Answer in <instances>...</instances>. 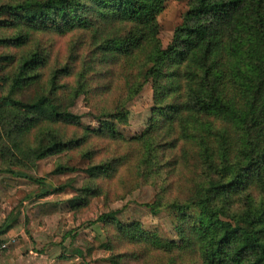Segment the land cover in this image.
<instances>
[{
	"label": "trees",
	"instance_id": "16d2710c",
	"mask_svg": "<svg viewBox=\"0 0 264 264\" xmlns=\"http://www.w3.org/2000/svg\"><path fill=\"white\" fill-rule=\"evenodd\" d=\"M165 7L0 0V173L38 183L43 199L66 188L49 176L83 172L65 202L76 212L150 186L151 213L176 214L178 240L124 224L116 211L100 216L111 256L96 261L80 248V264H264V0H189L167 48ZM148 84L147 127L127 139L118 126ZM80 97L99 129L71 111ZM64 154L51 169L46 159ZM78 154L84 169L66 163Z\"/></svg>",
	"mask_w": 264,
	"mask_h": 264
},
{
	"label": "rangeland",
	"instance_id": "374dc122",
	"mask_svg": "<svg viewBox=\"0 0 264 264\" xmlns=\"http://www.w3.org/2000/svg\"><path fill=\"white\" fill-rule=\"evenodd\" d=\"M188 8L189 0H166L165 10L158 19L164 48L172 42L175 30L182 24ZM1 53H4L2 48ZM152 106L153 90L148 84L128 105L129 124L118 126L125 138L135 137L146 129ZM71 111L82 117L84 126L93 130L99 129V122L89 115L90 110L84 97L76 100ZM65 155L50 157L46 162L51 169H55ZM66 163L84 169L88 160L82 159V155L78 154L66 159ZM27 174L29 177L35 176L32 172ZM5 179H16L17 185L7 184ZM49 180L57 187L66 188L63 192L58 191L60 193L36 199L41 185L29 179L0 173V232L10 219L16 218L13 228L0 235V244L16 245L15 249H21L22 256L31 264H80L83 257L76 252L80 248H84L83 256L93 260L104 261L109 258L111 253L101 248L107 242L108 235L98 219L112 211L118 212L117 219L124 224L138 223L144 230L154 232L165 240H178L175 229L176 214L166 211L154 216L147 206L155 199L153 187H142L113 204H107L104 198H97L91 202L86 212H76L68 209L65 202L76 196L73 189L82 187L86 175L83 172L51 175ZM190 212L196 218L200 216L197 208ZM59 239L63 240L61 244L58 243Z\"/></svg>",
	"mask_w": 264,
	"mask_h": 264
},
{
	"label": "crops",
	"instance_id": "0c3cea01",
	"mask_svg": "<svg viewBox=\"0 0 264 264\" xmlns=\"http://www.w3.org/2000/svg\"><path fill=\"white\" fill-rule=\"evenodd\" d=\"M15 247L16 245L13 246L10 245L9 251L4 253L0 258V264H31V262L28 259H25L22 256L21 249H15Z\"/></svg>",
	"mask_w": 264,
	"mask_h": 264
},
{
	"label": "built area",
	"instance_id": "2783aa9c",
	"mask_svg": "<svg viewBox=\"0 0 264 264\" xmlns=\"http://www.w3.org/2000/svg\"><path fill=\"white\" fill-rule=\"evenodd\" d=\"M11 244L8 243H1L0 244V258L2 257V255L6 252V250L9 249Z\"/></svg>",
	"mask_w": 264,
	"mask_h": 264
}]
</instances>
